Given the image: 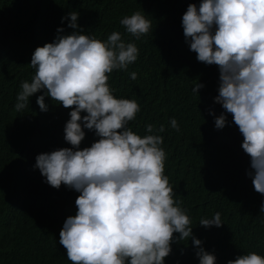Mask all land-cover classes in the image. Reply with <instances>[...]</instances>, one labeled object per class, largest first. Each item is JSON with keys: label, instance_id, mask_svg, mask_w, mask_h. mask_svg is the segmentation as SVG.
<instances>
[{"label": "trees", "instance_id": "obj_1", "mask_svg": "<svg viewBox=\"0 0 264 264\" xmlns=\"http://www.w3.org/2000/svg\"><path fill=\"white\" fill-rule=\"evenodd\" d=\"M201 0H0V264H72L59 243L64 220L75 215L79 193L61 184L53 188L35 168V158L62 147L66 109L45 95L48 111L36 103L17 112L14 105L20 84L31 82L30 66L37 46L53 42L57 28L68 27L67 14L79 13L77 30L106 40L113 31L134 42L138 58L127 70H113L108 84L116 98L140 105L129 127L143 137L145 125L165 131L161 147L166 153L164 174L174 190V200L192 221V234L202 247L227 264L238 255L256 252L264 256V195L257 193L247 175L250 158L241 147L243 136L225 113L227 123L217 129L214 121L224 109L218 95L219 70L206 65L189 50L182 15L189 3ZM140 11L151 22L147 35L136 39L126 33L120 19ZM62 17L65 19L62 21ZM136 72L132 80L130 73ZM201 83L197 93L193 87ZM85 115V113H81ZM175 118L179 131L170 120ZM80 148L98 139L84 129ZM219 212L220 227H204L201 218ZM171 253L164 264H199L192 239L179 241L174 233Z\"/></svg>", "mask_w": 264, "mask_h": 264}, {"label": "clouds", "instance_id": "obj_2", "mask_svg": "<svg viewBox=\"0 0 264 264\" xmlns=\"http://www.w3.org/2000/svg\"><path fill=\"white\" fill-rule=\"evenodd\" d=\"M78 17V12H69L68 27L74 31L62 34L64 29L58 27L53 42L35 48L29 63L35 74L31 82H21L14 105L20 112L29 97L42 92L36 98L42 112L48 111L45 95L71 109L64 140L72 147L40 153L34 165L53 188L63 184L79 193L75 215L64 220L59 232L67 259L72 264H164L178 233L179 241L192 239L199 264H216V256L193 236L192 221L174 200L164 174L166 153L158 134L164 125L146 124V134L138 135L129 122L136 119L140 105L116 98L108 84V74L126 71L137 60L138 47L126 43L118 31L106 40L89 36L77 30ZM119 23L136 39L152 27L140 11ZM181 23L196 59L219 70L214 101L224 112L215 116V127L224 128L225 113L231 114L250 158L247 175L254 190L264 195V0H201L198 7L189 3ZM130 78L135 80L137 73ZM203 87L197 83L192 91ZM170 125L179 131L175 118ZM84 129L94 130L98 139L81 149ZM199 224L220 227L223 222L217 212ZM227 264H264V256L249 252Z\"/></svg>", "mask_w": 264, "mask_h": 264}]
</instances>
